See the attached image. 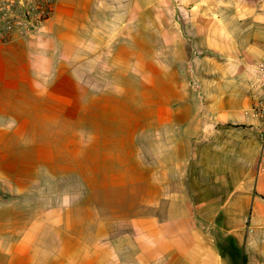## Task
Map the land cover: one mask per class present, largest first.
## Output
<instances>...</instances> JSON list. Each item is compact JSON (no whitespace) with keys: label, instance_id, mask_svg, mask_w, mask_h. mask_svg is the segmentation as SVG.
<instances>
[{"label":"crops","instance_id":"obj_1","mask_svg":"<svg viewBox=\"0 0 264 264\" xmlns=\"http://www.w3.org/2000/svg\"><path fill=\"white\" fill-rule=\"evenodd\" d=\"M153 3L57 0L45 30L69 36L120 30L134 9L144 14ZM168 10L172 17L164 29L191 31L186 62L191 78L181 89L187 98L144 108L138 134L125 136L126 145L115 151L117 176L100 188L124 191L119 204L124 213L119 218L97 213L92 239L124 240V247L110 253L125 254L126 264H264V167L258 164L263 125L252 108L250 68L264 60V0L176 4ZM183 11L190 14L189 23L182 21ZM104 37L93 49L82 41L79 52L106 50L113 39ZM8 125L0 118L1 207L17 199L38 172L37 164L24 161ZM17 218L0 214V264H8V253H22L29 227ZM116 220L126 222L124 232L113 230ZM8 221L15 228L9 235ZM79 228L78 264H103L106 248L89 246L88 258L87 236ZM8 236L14 240L7 243ZM66 252L58 250L59 264Z\"/></svg>","mask_w":264,"mask_h":264},{"label":"rangeland","instance_id":"obj_2","mask_svg":"<svg viewBox=\"0 0 264 264\" xmlns=\"http://www.w3.org/2000/svg\"><path fill=\"white\" fill-rule=\"evenodd\" d=\"M151 2L144 14L134 9L123 29L69 36L67 31L48 35L45 30L57 0L50 16L37 26L32 25V16L41 0H0V118L16 136L24 161H33L38 169L17 199L5 207L0 203V214L16 215L29 227L22 253L11 250L8 264H59L60 249L67 251L63 264H78L74 237L80 226L87 236L88 258L93 256L89 246L100 247L108 252L103 264H126L125 254L110 253L114 246L124 247V240L92 239L97 213L117 218L124 213L119 206L124 191L100 188L117 176L120 161L115 151L126 145L127 134H138L144 108L187 98L181 89L191 78L186 63L192 53L191 31L164 29L172 17L168 8L223 4V0ZM160 6L163 13L157 10ZM180 17L189 23L188 12ZM106 35L113 39L106 50L79 52L82 41L92 43L93 49L94 42ZM7 223V234L14 233L13 222ZM126 226L116 220L112 228L124 232Z\"/></svg>","mask_w":264,"mask_h":264},{"label":"built area","instance_id":"obj_3","mask_svg":"<svg viewBox=\"0 0 264 264\" xmlns=\"http://www.w3.org/2000/svg\"><path fill=\"white\" fill-rule=\"evenodd\" d=\"M55 2L56 0H41V8L38 9L32 16L33 26L42 24L50 16L51 8L53 7ZM3 10H6V7H3ZM18 25L19 23L17 22V24L14 26ZM250 68L252 70L253 75V78L251 80V89L253 91L252 108L256 113H259L261 115L263 125V128L259 131V141L261 144V148L258 164L264 167V60L253 64Z\"/></svg>","mask_w":264,"mask_h":264}]
</instances>
